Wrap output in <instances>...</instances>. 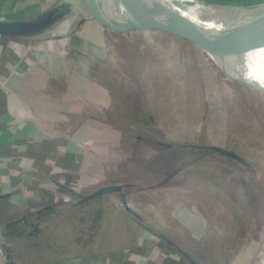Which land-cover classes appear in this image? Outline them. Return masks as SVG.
Returning a JSON list of instances; mask_svg holds the SVG:
<instances>
[{
  "label": "crops",
  "instance_id": "0c3cea01",
  "mask_svg": "<svg viewBox=\"0 0 264 264\" xmlns=\"http://www.w3.org/2000/svg\"><path fill=\"white\" fill-rule=\"evenodd\" d=\"M57 1L0 0V20L36 17ZM241 1L216 3H255ZM108 33L90 20L62 38L0 35V264H246L230 219L203 216L197 199L166 212L162 191L144 200L158 211L145 217L132 193L131 215L118 192L100 191L121 182L94 183L114 99L82 49L104 52Z\"/></svg>",
  "mask_w": 264,
  "mask_h": 264
},
{
  "label": "rangeland",
  "instance_id": "374dc122",
  "mask_svg": "<svg viewBox=\"0 0 264 264\" xmlns=\"http://www.w3.org/2000/svg\"><path fill=\"white\" fill-rule=\"evenodd\" d=\"M54 33L55 26L47 32ZM104 41L102 54L95 45L82 50L92 57L91 74L95 65L100 71L114 67L123 92L117 101L123 105L121 119L108 118L102 157L93 159L94 183L121 182L126 201L139 193L145 217L158 213L147 207V197L158 201L163 192L170 193L162 207L166 212L176 202L197 199L203 216L232 220L226 224L241 237L242 249L245 243L246 264H261L264 94L226 77L199 48L163 26L108 33ZM215 146L237 156L224 155ZM165 185L172 188L163 190ZM119 194L116 203L123 209ZM105 209L109 214L111 208Z\"/></svg>",
  "mask_w": 264,
  "mask_h": 264
},
{
  "label": "water",
  "instance_id": "95a60500",
  "mask_svg": "<svg viewBox=\"0 0 264 264\" xmlns=\"http://www.w3.org/2000/svg\"><path fill=\"white\" fill-rule=\"evenodd\" d=\"M59 0L52 7L30 19L2 21L0 35L26 37L47 33L61 20L75 17L67 37L87 21L95 20L115 33H126L151 26L166 27L199 48L226 77L264 94V83L232 69L218 53L225 43L257 42L264 46V4L226 5L203 0L167 1L154 3L139 0ZM214 150L235 158L229 149L215 146ZM122 184L100 188L104 193L119 192L126 213L136 215L121 191Z\"/></svg>",
  "mask_w": 264,
  "mask_h": 264
},
{
  "label": "bare ground",
  "instance_id": "6f19581e",
  "mask_svg": "<svg viewBox=\"0 0 264 264\" xmlns=\"http://www.w3.org/2000/svg\"><path fill=\"white\" fill-rule=\"evenodd\" d=\"M132 2L141 3L139 0H131ZM174 1V0H167ZM178 3L183 0H176ZM142 4V3H141ZM143 5V4H142ZM145 6V5H143ZM72 18L68 17L61 20L55 26V33H65L68 31ZM220 57L232 69H235L255 81L264 83V46L257 43H225L218 49ZM261 264H264V260Z\"/></svg>",
  "mask_w": 264,
  "mask_h": 264
},
{
  "label": "trees",
  "instance_id": "16d2710c",
  "mask_svg": "<svg viewBox=\"0 0 264 264\" xmlns=\"http://www.w3.org/2000/svg\"><path fill=\"white\" fill-rule=\"evenodd\" d=\"M134 3L137 5H142L141 3L138 2H134ZM100 67H101L100 65H95L93 67L92 69L94 70L93 77L95 80H97L99 83H102L110 90L112 98L114 99V104L108 113V118L121 119V117H119V114H120V109L122 110L121 106L123 104L122 102L120 103L119 101H117V99L119 98V96H122L123 92L119 91L117 87L118 86L117 72L116 70L113 69L114 67L111 66L108 68H104L103 71H100L102 70Z\"/></svg>",
  "mask_w": 264,
  "mask_h": 264
}]
</instances>
